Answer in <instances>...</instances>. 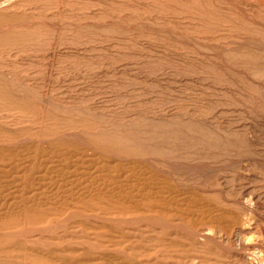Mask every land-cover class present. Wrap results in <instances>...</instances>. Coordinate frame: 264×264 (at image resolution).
Here are the masks:
<instances>
[{"label":"rangeland","instance_id":"1","mask_svg":"<svg viewBox=\"0 0 264 264\" xmlns=\"http://www.w3.org/2000/svg\"><path fill=\"white\" fill-rule=\"evenodd\" d=\"M0 264H264V0H0Z\"/></svg>","mask_w":264,"mask_h":264},{"label":"bare ground","instance_id":"2","mask_svg":"<svg viewBox=\"0 0 264 264\" xmlns=\"http://www.w3.org/2000/svg\"><path fill=\"white\" fill-rule=\"evenodd\" d=\"M32 170V169H31ZM22 176V175H21ZM27 181V180H26ZM31 186V185H30ZM19 189V188H18ZM5 195V194H4ZM14 202V201H13ZM4 204V203H3ZM30 205V204H29ZM17 208V207H16ZM23 209V208H22ZM28 209V208H26ZM20 210V209H19ZM32 210V209H31ZM82 210V209H81ZM5 213V212H4ZM14 215V214H13ZM34 215V214H33ZM64 215V214H63ZM206 236V235H205Z\"/></svg>","mask_w":264,"mask_h":264}]
</instances>
